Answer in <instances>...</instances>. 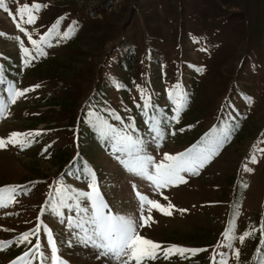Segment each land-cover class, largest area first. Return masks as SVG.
<instances>
[{"label": "rangeland", "instance_id": "1", "mask_svg": "<svg viewBox=\"0 0 264 264\" xmlns=\"http://www.w3.org/2000/svg\"><path fill=\"white\" fill-rule=\"evenodd\" d=\"M37 2L47 7L36 13L34 24L24 23L27 17L15 14L17 7L32 0H5L12 16L0 9V98L8 104L7 114L0 117V137L13 131L40 132L26 137L31 143L23 148L18 144L0 148V186H22L17 188L16 201L0 208V241H12L0 250V264H10L36 242L30 237L31 243L18 244L15 238L34 227L53 180L64 175L66 182L86 188L83 178L67 174L82 169L84 163L95 171L106 201L116 212L139 216L133 184L163 205H174L170 215L152 210L153 221L140 230L146 238L162 247L207 249L185 254L187 259L176 255L150 264H210L213 248L227 254V264H260L264 259L260 235L264 152L252 146L264 149V0ZM59 17H63L61 33L75 22L73 34L66 40L54 35L51 46H44L47 55L25 65L20 43L30 50L32 45L16 25L39 39ZM10 82L31 90L9 103L5 90ZM177 83L188 94L187 104L179 123L172 122L157 148L147 134L148 116L137 107L143 104L138 86L154 106L149 115L162 111L171 117L168 90ZM109 108L124 121L133 117L137 134L149 140L148 151L157 158L164 152L183 151L213 125L239 127L198 174L185 173V182L153 192L150 182L123 169L89 123V112L107 117ZM253 154L256 163L250 162ZM73 157L77 159L70 164ZM245 164L251 172L244 170ZM234 211L239 215L234 217ZM41 219L68 264H117L109 256H100L99 250L77 243L66 222L48 212ZM230 219L235 220L233 248L239 249L238 259L233 249L217 247ZM245 231L251 235L241 243L238 237ZM40 241L41 250L50 257L43 229Z\"/></svg>", "mask_w": 264, "mask_h": 264}, {"label": "snow or ice", "instance_id": "2", "mask_svg": "<svg viewBox=\"0 0 264 264\" xmlns=\"http://www.w3.org/2000/svg\"><path fill=\"white\" fill-rule=\"evenodd\" d=\"M44 7H47V5L37 2V0H32L31 4L24 3L22 6L17 7L15 14H18L21 18L26 16L27 19L24 20V23L34 24L37 19L36 13H39ZM0 9H3L10 16L14 15L7 7L5 0H0ZM62 19L63 17L57 18V21L40 35L39 39H33L25 28L20 24L16 25L21 32H24L28 42L32 45L30 50L25 47L23 42L20 43V51L23 53L25 65H28L32 59L47 55L44 46H51L50 38L54 35L59 37L60 40L70 38L73 34L75 22L61 33L59 31V23ZM0 35H3V33H0ZM57 43H59V40H57ZM116 86L121 87L120 84ZM31 87L35 88L38 85ZM30 90L29 87L20 89L10 82L5 90L7 92V101L15 103L19 97L24 96ZM138 90L143 104L137 105V107H142L144 115L148 116L145 121L146 124H149L148 137L151 143H154L159 148L161 141L165 139L167 134L166 130L171 127L172 122L179 123V115L186 107L188 94L182 90L179 83L168 90V100L173 105L172 111L174 113V115L168 117L162 111L158 114L149 115L148 110L154 106L151 104L146 91L139 88V86ZM247 99L250 102L251 98ZM7 108L8 104L4 102L3 98H0V117L7 114ZM106 111L108 113L107 117L98 112H89V123L99 138L111 148L114 159L119 162L123 169L150 182L153 192H160L161 189L185 182V176L183 175L185 173L198 174L197 170L203 168L213 156L218 154L219 150L231 140L235 128L239 127V124L220 127L213 125L196 143L183 151L175 153L164 152L162 156L157 158L148 151L149 140L137 134L133 117L129 116L127 121H124L115 110L109 108ZM110 120L118 121L119 124L111 123ZM184 130V128L179 129L180 132ZM175 134L176 132L173 130L171 135ZM39 135V131L27 133L13 131L6 138L0 137V148L6 147L7 144H18L23 148L26 143H31V141L25 140L26 137ZM252 147L254 150L264 152V149H257L256 144ZM76 159V157H73V160L69 163L72 164ZM249 159L251 163L257 162L255 154L251 155ZM242 167L246 172L252 171L246 164L242 165ZM77 172L80 174H77ZM77 172L69 170L67 174L76 176V179L83 178L86 188L75 187L66 182L64 175L53 180L48 186L49 191L43 204L39 207L34 227L28 231L21 232L15 238L18 244L31 243L30 237H35L36 242L32 244V247L24 251L22 255L11 261L10 264H33L34 260L39 261V264H49V262L50 264H68L58 254L57 244L53 239L51 229L41 219L46 212L58 218L61 223L66 222L67 228L71 230V235L77 243L84 247H92L99 250L100 256H109L117 264H150V262H155L161 258L169 260L170 257L176 255L181 259H187L188 257L185 254L195 255L201 251H207V249L187 248L177 244H169L166 247H162L159 242L146 238L141 234L140 230L145 226H150L149 222L153 221V209L165 215L171 214L169 209H172L174 205L170 202L165 206L157 199L150 198L149 195L138 191L136 184H133L132 189L138 201L139 216L116 212L106 201L99 187L95 171L87 163H84L83 168L78 169ZM244 186L247 187V185ZM19 187L22 186H0V208H7L16 201L17 188ZM164 199L167 200V197L164 196ZM236 207L238 208V205ZM63 210H67V213ZM180 211L184 210L181 209ZM238 215V211H234L233 216ZM235 228V220L230 219L228 226L221 234L224 240L223 242L218 241L217 247L233 249L234 255L238 259L239 249L233 248V241L237 239ZM41 229H43V233L47 237L50 257L46 256L41 250ZM7 230L11 231V229ZM255 231L256 229L252 228V232ZM250 235V232L245 231L239 235L238 239L243 243L245 238ZM260 235L264 237V227L261 228ZM11 243V240L0 241V250H2L4 245ZM68 243L69 246H72L71 240ZM226 255V253L217 252L216 248H213V254L209 258L210 264H227ZM217 256L220 257L219 260H217ZM260 264H264V259H261Z\"/></svg>", "mask_w": 264, "mask_h": 264}]
</instances>
